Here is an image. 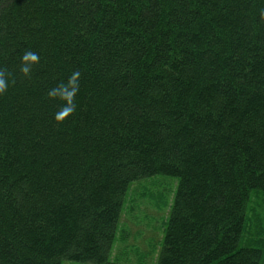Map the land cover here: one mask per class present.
<instances>
[{
    "label": "trees",
    "instance_id": "trees-1",
    "mask_svg": "<svg viewBox=\"0 0 264 264\" xmlns=\"http://www.w3.org/2000/svg\"><path fill=\"white\" fill-rule=\"evenodd\" d=\"M0 71V264H147L112 252L129 188L158 175L178 187L156 264H264L245 240L264 0H0Z\"/></svg>",
    "mask_w": 264,
    "mask_h": 264
},
{
    "label": "rangeland",
    "instance_id": "rangeland-1",
    "mask_svg": "<svg viewBox=\"0 0 264 264\" xmlns=\"http://www.w3.org/2000/svg\"><path fill=\"white\" fill-rule=\"evenodd\" d=\"M177 187V178L162 175L140 180L131 185L112 252L113 260L157 263ZM252 194L247 209L248 227L245 240L251 239L252 234L260 231L256 237L259 242H263L264 192L256 191ZM262 249L264 250L263 247ZM63 264L92 263L66 260Z\"/></svg>",
    "mask_w": 264,
    "mask_h": 264
},
{
    "label": "clouds",
    "instance_id": "clouds-1",
    "mask_svg": "<svg viewBox=\"0 0 264 264\" xmlns=\"http://www.w3.org/2000/svg\"><path fill=\"white\" fill-rule=\"evenodd\" d=\"M39 59L37 53L33 51H26L21 57V71L27 75L30 72L32 64L36 63ZM79 72H73L69 77V80L65 84L59 85L57 88H53L49 91L48 95L50 97L67 95H75L77 90L76 82L79 77ZM9 86V81L6 77V74L3 71H0V94H3ZM74 109L70 107H63L60 111L55 114V119L57 121H62L67 115H69Z\"/></svg>",
    "mask_w": 264,
    "mask_h": 264
}]
</instances>
